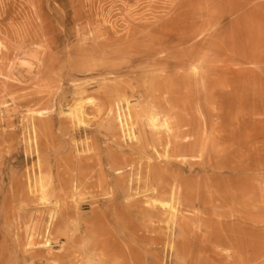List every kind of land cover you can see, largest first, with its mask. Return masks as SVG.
<instances>
[{
	"label": "bare ground",
	"instance_id": "1",
	"mask_svg": "<svg viewBox=\"0 0 264 264\" xmlns=\"http://www.w3.org/2000/svg\"><path fill=\"white\" fill-rule=\"evenodd\" d=\"M189 1L180 0L167 15L153 17L152 22L140 21L121 37L94 33L98 44L79 68L109 72L121 68L129 57L146 61L140 74V106L130 109L127 101V112L111 117L124 134L135 135L137 131L140 140L129 150L109 152L105 157L96 152L78 159L74 174L68 178L59 171L58 180L45 178L46 166L40 164L28 195H20L15 184L14 202L39 203L43 205L41 214L48 216L38 239L34 234L29 238L25 250L30 253L25 262L140 264V255L134 250L130 258L127 255L117 260L122 251L114 243L115 237L104 234L99 243L82 246L92 229L86 227L77 236H69L82 200L90 194L92 199L101 195L113 198L107 210L122 221L123 229L134 227L130 223L136 218L166 223L174 242L172 249L183 264H264V121L257 119L264 115V47L242 32L239 18L197 39L196 27L190 23ZM112 92L122 94L120 88L109 94ZM201 101L217 112L215 122L212 118L208 121L211 142H207L203 122L196 115ZM38 113L43 116L46 112ZM69 123H85L82 105L73 108ZM39 126L45 132L51 128L49 122ZM189 136L194 139L185 141ZM94 146L89 151L94 152ZM153 155L166 160L154 163ZM204 155V172L231 176L219 181L207 179L201 192L196 181L173 168L179 161L185 163L183 171L195 169L185 158ZM104 164L118 172L113 181L106 180ZM127 168L129 172H123ZM94 174L101 180L98 195L90 182ZM133 185L146 199L129 195V202L120 207L119 199ZM197 206L203 208L202 216L184 214ZM225 208L232 211L225 213ZM65 238L60 253H53L51 244ZM5 254L0 251V264H20L9 262Z\"/></svg>",
	"mask_w": 264,
	"mask_h": 264
},
{
	"label": "rangeland",
	"instance_id": "2",
	"mask_svg": "<svg viewBox=\"0 0 264 264\" xmlns=\"http://www.w3.org/2000/svg\"><path fill=\"white\" fill-rule=\"evenodd\" d=\"M179 1L0 0V43L3 44L0 49V251L6 252L9 262L30 264L25 262L30 253L25 246L31 235L38 239V232L48 219L40 212L43 205L14 202L15 184L20 195H28V186L39 174L40 164L46 166L43 177L58 180L59 171L68 178L74 174L73 167L78 159L96 152L105 157L109 152L129 150L140 140L137 131L135 135L124 134L111 117L120 112L124 114L128 106L130 109L140 106L143 101L140 74L146 61L129 57L121 68L109 72L101 68H79L85 57L91 58L90 52L98 44L94 33L121 37L140 21L152 22L153 17L167 15ZM189 2L190 23L196 27L197 39L210 36L221 25L228 27L239 18L242 32L251 35L259 47H264V0ZM100 60L96 57L98 64ZM116 87L122 94L117 96L115 91L110 95L109 91ZM76 105L83 106L84 124L69 123L70 113ZM39 111L46 113L40 116ZM216 113L211 104L201 101L196 115L203 122L207 142H211L208 121L212 118L215 122ZM257 119L264 121V115ZM43 122L51 124L47 132L39 126ZM193 139L189 136L185 141ZM92 145H95L94 152L89 151ZM153 157L154 163L166 160ZM205 158V155L188 156L185 161L193 163L195 169L187 167V171H183L185 163L178 161L173 171L192 178L199 184L201 192L205 191L207 179L219 181L231 176L220 171L204 172ZM104 165L106 180L113 181L118 172ZM123 172L128 173L129 168ZM94 175L90 182L95 185L94 191L98 195L100 189L97 186L101 180ZM138 193L133 185L125 197L119 199V206L129 202V195L146 199L144 194ZM112 199L109 195L96 199L86 195L76 213L78 219L69 229V236H77L89 227L92 234L82 246L99 243L104 234L115 237L114 243L122 251L116 257L118 261L127 255L130 258V251L134 250L140 255V264H183L182 257L172 249L174 242L166 223H149L136 218L130 223L134 227L123 229L122 221L107 210ZM96 200L99 202L94 203ZM202 211L203 208L197 206L193 212L184 214L199 217ZM222 211L229 213L232 210L225 208ZM154 237L157 240L154 241ZM65 243L66 238L62 243L53 242L50 248L53 253H60Z\"/></svg>",
	"mask_w": 264,
	"mask_h": 264
}]
</instances>
